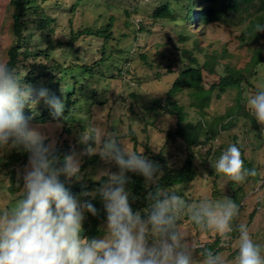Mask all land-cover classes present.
Here are the masks:
<instances>
[{"label": "rangeland", "instance_id": "1", "mask_svg": "<svg viewBox=\"0 0 264 264\" xmlns=\"http://www.w3.org/2000/svg\"><path fill=\"white\" fill-rule=\"evenodd\" d=\"M195 2L194 13L201 6V1ZM35 4L39 5L40 13L30 10L26 21V38L34 48L45 49L52 45L51 59L40 60L50 63L55 59L66 66L76 64L73 69L62 70L65 76L62 85L47 88L50 94L59 91L65 108L67 99H71L73 104L68 111L65 109L67 113L60 120L30 119V124L47 137L46 144L54 141L55 149L63 145L67 155L77 154L80 173L78 177H66L68 183L95 185L94 190L87 192L95 193L94 196L90 195L92 198L107 182V174L118 171L114 162L103 160L99 154L88 155L85 152L88 145L81 143V136L83 133L91 134L92 129L97 127L107 135L115 132L129 149L143 154L158 165L159 185L164 171L163 162L155 158L157 155H162L171 168H180L193 153L198 177L190 183L172 187L190 202L203 197L233 200L239 206L234 229L245 224L253 241L264 249V127L257 123L245 100L246 92L254 94L264 87V32L256 31V25H261L258 19L252 22L253 16L258 13V5L250 9L251 13H231L205 26L197 22L200 18L198 14L197 21L189 19L186 1L37 0ZM160 6H167L172 14L153 17ZM13 13L11 0H0V61L6 63L8 51L15 40ZM40 17L51 21L44 29L38 27ZM107 26L108 40L81 34L75 42L80 48L78 52L63 47L82 30L89 28L96 32L106 30ZM182 36L188 39L184 40ZM102 50H105V56L115 54L117 57L114 60L117 61L109 60L101 64ZM185 51L193 55L191 59H198L201 65L207 64V86L233 69L241 70L246 76L240 91L241 102L237 101L238 90H229L221 98L214 97L204 121L191 106L189 88L174 96V100L186 107L190 121L196 123L201 120L209 128L203 140L210 136L208 131L211 128L218 132L216 138L207 144L191 148L181 139L175 142L168 140V133L177 128V117L156 102L160 99L165 103L173 83L189 62ZM86 63L95 64V68L90 70L89 66L84 67ZM229 112L234 115L222 121V116ZM65 128L71 129V132L67 133ZM88 143L94 146L91 140ZM232 144L240 148L245 167L255 169L257 173L241 184L217 174L213 167L222 152ZM22 150L26 151L22 146L12 147L11 142L8 147L0 149V209L12 207L23 195V174L30 153L18 159L12 158ZM88 157H94L95 162L89 164L86 161ZM145 185L148 191L155 188L154 184L146 181ZM127 188L133 210L142 211L145 206H140L138 196L129 185ZM77 200L81 203L87 201L85 198ZM87 217L88 212L85 211L83 226ZM183 223L189 239L198 246L194 258L199 259V246L213 244L218 237L215 233L197 232L186 218ZM106 224L107 220H104L95 238L105 235ZM233 233L231 244L220 245L218 250L225 264H236L238 231Z\"/></svg>", "mask_w": 264, "mask_h": 264}, {"label": "clouds", "instance_id": "2", "mask_svg": "<svg viewBox=\"0 0 264 264\" xmlns=\"http://www.w3.org/2000/svg\"><path fill=\"white\" fill-rule=\"evenodd\" d=\"M264 32V25H256ZM43 100L53 118L63 116L65 104L47 88L24 84L18 73L0 61V149L22 146L29 162L23 174V195L12 207L0 209V264H225L218 251L198 246L189 239L184 226L199 233H215L221 246H229L233 231H238L236 264H264V249L253 241L248 227L234 229L239 206L229 198L203 197L190 202L174 187L157 183L159 166L143 154L129 149L113 132L105 134L93 128L83 133L81 143L86 154H99L114 162L118 171L107 174V182L98 189L107 214L102 238L82 237L84 212L97 214L91 202L78 201L60 181V176L78 177L80 160L73 153L58 167L55 142L30 124L26 106ZM246 107L264 127V87L254 94L245 93ZM92 144H89V141ZM217 174L241 184L255 176L247 169L242 153L232 144L213 165ZM142 175L155 188L147 195V206L133 210L127 188L128 173ZM95 195V193H83Z\"/></svg>", "mask_w": 264, "mask_h": 264}, {"label": "trees", "instance_id": "3", "mask_svg": "<svg viewBox=\"0 0 264 264\" xmlns=\"http://www.w3.org/2000/svg\"><path fill=\"white\" fill-rule=\"evenodd\" d=\"M177 1H186L187 2V10L189 11L188 16L191 20H196V14L200 15V18L197 22L200 21L201 24L207 26L217 21H220L224 16H227L231 13H251L250 9L255 5H258V13L253 16L252 22H255V19H258L257 22H261V25H264V0H198L201 6L200 10L194 13V7H196L195 0H177ZM37 0H11V4L14 6L13 13V34L15 37L13 45L10 47L8 51V61L7 64L13 68L14 71L18 73L20 78L23 80L24 84L30 85L32 87H44L48 88L50 85H62L65 80V76L62 75V70L65 69H73L76 64L67 65L63 64L55 59H52L50 63H45L40 58L51 59V50L52 45L43 48H34L28 42L26 38L25 31L26 21L30 15V10L34 9L35 13H40L38 11ZM172 14V10L167 6H160L155 10L153 17L161 18L168 17ZM38 27L44 29L48 23L51 21L48 18L40 17L38 20ZM200 24V25H201ZM109 27H106V30L100 29L98 31H94L92 29H85L82 32L74 35L69 42H66L63 47L72 48L73 51H79L80 48H77L75 42L77 39L84 35L88 36H99L104 37L106 40L110 38L109 35ZM184 40H187L186 36H182ZM50 41L48 42V44ZM188 53L187 51H185ZM102 58L99 61L105 63V61L112 60L114 63L117 60H114L117 56L114 54L113 56H105V50H102ZM121 54V53H120ZM105 57V59H103ZM120 57V56H119ZM188 57L190 58L189 62L185 64L184 69L181 71L179 77L173 83L171 89L168 92L165 103L162 100L158 99L156 102L159 106L163 107L165 111H168L170 114L177 117V128L173 132L168 133L169 141H177L181 139L184 143H186L188 148L207 144L212 138H216L218 132L211 128L208 131V137L203 140V136L207 129L206 124L204 125V117L207 115V110L210 107L213 98H221L225 93L229 90H238L239 97L237 101L241 102V87L246 80V76L243 74L241 70H230L228 74L225 76H221L218 79H214L213 82L207 86L206 79L208 74L205 70L207 68V64H200L199 60L196 58L191 59V56L188 53ZM98 63V65L101 66ZM78 66L80 64H77ZM89 66V69L92 70L95 68V64H84V67ZM212 73V70H210ZM184 88H189L191 90L190 96L192 99L191 106L194 107L197 113L203 118V121L192 122L188 119L189 113L186 110V107L180 105L176 100H174V96L183 90ZM58 97L59 91L54 94ZM73 104L70 98L67 99L66 108L67 111L70 109L69 106ZM50 107L43 101L40 100L34 107L26 106L25 107V116L36 119H41L46 121L49 118L60 120L53 118L51 115ZM64 110V114L67 113ZM234 114L229 112L225 116H222V121L227 118L233 116ZM67 133L71 132V129L65 128ZM62 147L58 146L56 149V156L60 162L58 163V167L63 165L64 157L67 156V153L63 151ZM20 153V154H19ZM16 155H13V159L20 158L21 155L28 156L29 153L22 150ZM158 161L163 162L162 171L164 174L161 178L162 187H170L176 184L190 183L195 178L198 177V169L194 164L193 153L188 156L185 164L180 168H171L168 165V162L165 161V158L162 155H157L155 157ZM88 163H94V157L86 158ZM128 184L132 189L133 193L138 196L140 206H147V195L151 191H148L145 185V178L142 175L137 173H128ZM60 181L65 185L68 191L76 198H85L88 202H91L93 206L97 209V214L93 215L88 212V217L84 223L82 236L93 239L100 233V225L104 220H107V214L104 208V203L102 197L96 194L95 197L90 195H83L85 192H89L90 190L95 189V185L84 186V184L80 182L68 183L66 176L61 175ZM235 233H233L234 235ZM236 235V234H235ZM204 248L211 249L213 251H218L220 249V242L217 239L213 244H207Z\"/></svg>", "mask_w": 264, "mask_h": 264}]
</instances>
